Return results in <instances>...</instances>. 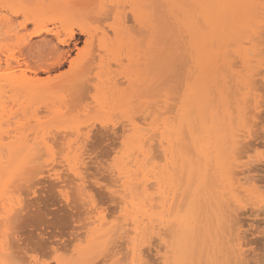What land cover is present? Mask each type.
Instances as JSON below:
<instances>
[{"label": "rangeland", "instance_id": "obj_1", "mask_svg": "<svg viewBox=\"0 0 264 264\" xmlns=\"http://www.w3.org/2000/svg\"><path fill=\"white\" fill-rule=\"evenodd\" d=\"M157 1L159 0H146L143 3V10L145 8L146 12L145 16L140 18L143 21L136 19L132 9L134 3H130L132 6H129L126 22L121 27H107L110 22L105 20L99 31L92 29L91 34L89 32L86 34L82 31H73L72 37L67 33L60 37V39L70 37V42L62 46L66 52L73 51L77 46L89 45L90 62L87 63L85 68L81 69V75L88 77V89L81 95L74 94L69 85L75 77L69 75L64 83L57 85V88H66L65 92H57L51 86L45 89L43 95L36 96L38 99H35L34 102L23 91L15 93L10 83L15 77L20 78L23 73L33 78L46 80V77L41 75L44 65L40 64L37 67L29 59V54L42 44L55 43L56 32L65 25H54L51 21L45 20L41 23H28L23 26L20 25V22L24 20L22 16H13L14 20L9 25L0 23V59L3 60V64L0 65V72L4 73L3 76H0V152L6 154L5 145L16 139V137L25 138L26 136L27 138L28 136L30 143H26L28 144L26 150H28V147L31 149L33 143L44 136L46 129L43 125H39L38 122L24 124L17 119L18 113L22 114L29 109L32 112H39L40 120L45 119L44 114L46 112L59 108L61 104L65 108L76 107L78 112L86 113L89 118L94 115L93 109L98 107L107 108L112 114L125 113L130 110L139 113L144 111L145 113H142L141 118L147 120L148 123L152 122L151 119H148L149 117L152 119L158 118L159 126L153 129L147 150L141 154L135 151L136 144L131 142L127 149L132 164L143 169L141 179L144 181V191L147 190V193L144 192V194L149 196L148 202L151 201L152 203H150L151 205L148 204L149 207L154 205L158 215L166 216L170 214V216L164 218L165 230H163L167 233L164 239L167 243L157 245V252L153 254L154 258L159 260L160 264H222L224 259L228 258V253L225 250L226 242H224L227 232L225 227H222V229L219 227L221 225L218 220H220L219 218L223 219V207L233 194L234 187L247 180V175L242 172L232 176L230 180H226L222 162L227 158L230 140L239 131L241 121L252 114L251 109L255 107L261 89L264 88V76L260 74L258 68L260 51L264 47V43H262L264 42V35L261 34L262 13L260 14L261 9L258 7L260 0L251 1L257 5L255 7L257 9L242 7L247 2L250 3L248 0H221V4L215 0H161L158 5ZM216 2L218 7H216ZM8 4L7 0H0V14L5 13ZM221 5H224L223 11ZM251 9H255L254 14H257L256 17H254ZM256 10L259 11L256 12ZM250 13L253 15H250ZM86 16L87 14H79L73 22H79L78 17L82 19ZM113 16L112 20L114 19ZM243 20H246V22L244 23ZM139 21L148 26L146 30L144 29L145 32L141 30ZM257 25H259V28ZM47 28H52L53 31L41 30ZM149 28H151L150 31H148ZM229 29L230 31H228ZM153 30L158 33L156 39H152ZM256 30H258L257 33L254 32ZM33 31L36 34L34 36L29 35ZM255 38H257V41ZM155 40L157 41L155 42ZM114 44L115 48L112 47ZM6 50L15 54L14 60L10 61L8 59L7 55L4 54ZM52 54L51 51L48 53V55ZM253 59H255L257 69L252 77L253 80L249 90V88L243 86L241 68L246 67ZM62 70L67 71V69ZM49 74L55 76V70ZM139 79L148 84L152 82V84L146 87H137L136 83L138 85L137 81ZM249 95L253 98L251 103L248 102L247 97ZM65 96L72 98L71 104L66 102ZM98 100L102 103L98 104ZM41 106L43 107L41 108ZM198 113L201 114L199 115L200 118ZM255 118L260 119L258 111L255 113ZM120 133H124L123 126L120 128ZM216 145L218 146L216 147ZM30 149L26 151L30 152L29 155L32 154ZM207 152L211 154L208 162L204 156ZM23 153L25 154V152ZM23 157L24 155L11 165L2 164L0 181L7 183L15 173L14 168L18 169L16 170L18 174L26 165L21 167ZM219 157H222L220 163L218 161ZM26 158H30V156H26ZM178 159L180 160L178 161ZM3 160L7 161L8 158ZM149 160L150 163H148ZM167 163L170 167H167ZM207 165L209 166L207 167ZM204 167L210 169H207L206 174H204L206 169L203 171ZM175 169L179 170L176 171ZM212 171L213 173H211ZM16 173L15 175H17ZM200 173H202V176ZM222 176H224V181H222ZM203 180L204 182L208 180L209 185L202 182ZM176 182L177 184H175ZM258 182L259 178L257 179ZM18 186L16 185V187ZM161 189L163 192H159ZM175 190L176 194H174ZM15 192H9V194L11 193L10 195L15 197L19 196L20 198L17 197V203L25 204V208L21 214L19 232L12 236L5 235L4 242L13 246H16L19 242L27 244L31 228L34 227L31 221L40 211L36 204H29L26 192L17 191V194ZM197 192L203 193L202 196L205 195V197H199L200 194ZM205 192L207 195L204 194ZM164 193L166 195L170 193V196L168 194L170 197L168 205L170 202L175 203L172 205L173 209L168 211L165 208L167 211L163 214V211H160L164 209L157 206L162 201L156 204L154 200L157 198L155 196L160 195L159 198H161ZM7 194L0 195L1 209L4 207L3 195ZM10 195L7 196L11 199ZM173 195H176L174 198L176 201L172 200ZM206 197L207 199H205ZM203 199L209 204L204 203ZM210 204L213 208L209 206ZM171 211L172 213H169ZM194 214L198 218L193 221L194 216L192 217V215ZM221 221L223 222V220ZM194 222L195 224H193ZM146 223L152 228L156 226V228L154 227L156 231H161L160 225L152 217ZM193 235H196L194 238H197V241L193 240ZM69 239L70 242H65L64 245L66 249L75 247L76 242L79 240L87 243V232L83 229L77 230L75 233L70 234ZM255 240L256 243L254 242L251 246L255 248V258L258 259L261 241L258 236L255 237ZM97 243H99V237L93 242V247ZM177 248L178 250H176ZM195 250H198L196 255L194 254ZM214 251L217 252V258L213 256L215 259L210 257L215 255ZM180 253H184V258L179 256ZM89 255L90 249L86 248L82 252H78L76 258L87 260ZM212 260H215L216 263Z\"/></svg>", "mask_w": 264, "mask_h": 264}, {"label": "snow or ice", "instance_id": "obj_2", "mask_svg": "<svg viewBox=\"0 0 264 264\" xmlns=\"http://www.w3.org/2000/svg\"><path fill=\"white\" fill-rule=\"evenodd\" d=\"M86 7L88 14L77 18L79 25L66 24L56 32L55 43L42 44L29 54L37 67L44 65L41 75L46 80L41 82L50 84L57 92L66 91L57 85L64 83L69 75L75 77L69 87L76 95L86 92L89 84L88 77L81 75V69L90 62L89 45L66 52L62 47L65 41L60 37L65 33L72 35L73 31L89 34L92 29L99 31L105 20L110 22L107 27H112V14L122 5L117 0L111 3L96 0ZM242 7L257 5L249 3ZM258 7L262 11L261 34L264 35V0H260ZM41 30L53 31L52 28ZM35 34V31L29 33ZM50 51L52 55H48ZM4 54L10 61L14 60L13 52L6 50ZM258 68L264 76V47ZM256 69L255 59L241 68L243 86L249 90ZM53 70L55 76L49 74ZM25 79L30 77L25 74ZM65 100L72 103L70 96H65ZM252 101L249 95L248 102ZM93 111L89 118L76 107L65 108L61 104L46 112L44 120L31 109L18 113L17 119L22 123L39 122L46 131L33 143L30 159L18 175L7 183L0 181V195L24 191L29 204H36L40 211L31 221L34 227L27 244L19 242L13 246L0 240V264H160L153 254L158 244L167 243L164 217L158 215L155 206L149 207L141 179L143 169L132 164L127 151L131 142L136 144L135 151L143 154L153 129L159 126V119L149 117L152 122L148 123L141 118L142 113L134 110L112 114L107 108L98 107ZM257 111L259 120L255 118ZM251 112L230 140L223 163L226 180L241 172L247 175V180L233 189L224 207L228 259L222 264H264V88ZM3 199L0 233L12 236L20 230L25 204L17 203L15 196L11 205L7 195ZM149 217L156 220L161 231L146 223ZM80 229L87 232V243L79 240L75 247L66 249L64 245L70 242V234ZM256 236L261 241L258 259L251 246ZM98 237L99 243L93 247ZM86 248L90 249L89 258L77 259L76 254Z\"/></svg>", "mask_w": 264, "mask_h": 264}, {"label": "bare ground", "instance_id": "obj_3", "mask_svg": "<svg viewBox=\"0 0 264 264\" xmlns=\"http://www.w3.org/2000/svg\"><path fill=\"white\" fill-rule=\"evenodd\" d=\"M8 2H9V4H8V7H7V9L5 10V13L4 14H0V23L1 24H3V25H9V24H11L12 22H13V20H14V17L13 16H16V17H18V16H22L23 18H24V20L22 21V22H20V25H27L28 23H41L42 21H45V20H47V21H51L52 22V24H54V25H57V24H59V25H66V24H70L71 22H73L74 20H75V18H76V16L77 15H79V14H88V9H87V7H86V5H89V4H92V3H94V2H96V0H7ZM132 1V0H131ZM131 1L130 0H117V3H119V4H121L122 5V7H120L116 12H114L112 15H114L113 16V20H112V27H117V26H119V27H121L125 22H126V17H127V13H128V9H129V6H132L131 4H133V6H132V9H133V12H134V14H135V16H136V19L137 20H140V18L141 17H143V16H145V8H144V10H143V3L146 1V0H134V1H132V3H131ZM148 1V0H147ZM154 1V0H153ZM159 1H161V0H159ZM159 1H157V5H158V2ZM185 1V0H184ZM188 1V0H187ZM214 1V0H213ZM215 1H217L219 4H221V2L222 1H224V0H215ZM221 1V2H220ZM241 1V0H240ZM243 1V0H242ZM247 1V0H246ZM248 1H250V3H252L254 0H248ZM252 1V2H251ZM105 2H108V3H111V0H105ZM152 2V1H151ZM151 2H150V4H151ZM163 2V1H162ZM216 2V3H217ZM245 2V1H244ZM243 2V3H244ZM131 3V4H130ZM154 3V2H153ZM152 3V4H153ZM159 3H161V2H159ZM185 3V2H184ZM207 3H209V2H207ZM218 3H217V6L216 7H218ZM229 3V2H228ZM246 3V2H245ZM244 3V4H245ZM223 4V3H222ZM247 4H248V2H247ZM253 4V3H252ZM156 5V6H157ZM163 5V4H162ZM162 5H159V6H162ZM185 5V4H184ZM209 5H211L210 3H209ZM206 6H208V5H206ZM205 6V7H206ZM228 6V5H227ZM144 7H145V5H144ZM187 7V6H186ZM192 7V6H191ZM224 7V5H221V9ZM230 7V6H229ZM228 7V8H229ZM148 8V7H147ZM153 8L155 9V7L153 6ZM160 8V7H159ZM187 8H189V7H187ZM194 8V7H193ZM150 9H151V6H150ZM149 9V10H150ZM199 9V8H198ZM206 9V8H205ZM212 9V8H211ZM216 9V8H215ZM220 9V8H219ZM249 9V8H248ZM247 9V10H248ZM255 9H257V8H255ZM254 9V10H255ZM161 10V9H160ZM195 10V9H194ZM254 10H252L251 9V11H253V14H254ZM144 11V12H143ZM189 11H191V10H189ZM222 11H223V9H222ZM259 10H256V12H258ZM187 12H188V10H187ZM186 12V13H187ZM205 12H207V11H205ZM211 12H212V10H211ZM260 12V14L262 13L261 12V10L259 11ZM148 13V12H147ZM234 13V12H233ZM243 13V12H242ZM188 14V13H187ZM230 14H232V13H230ZM253 14H251L250 13V15H253ZM259 14V15H260ZM148 15H149V13H148ZM256 13L254 14V17H256ZM189 16V15H188ZM194 16V15H193ZM193 16H192V18H193ZM209 16V15H208ZM207 16V17H208ZM216 16V15H215ZM247 16V15H246ZM148 17V16H147ZM146 17V18H147ZM251 17H253V16H251ZM253 17V18H254ZM205 18V17H204ZM217 18V17H216ZM249 18V17H248ZM208 19H210L209 17H208ZM256 19V18H255ZM259 19H260V17H259ZM258 19V20H259ZM154 20H156V19H154ZM205 20V19H204ZM248 20H251V19H248ZM140 21H143V20H140ZM138 22L139 24H140V26H141V30L142 31H144L145 32V30L147 29L146 27H148L147 25H144V23L143 22ZM197 21V20H196ZM213 21V20H212ZM244 21V20H243ZM252 21V20H251ZM255 21V20H254ZM246 22V20L244 21V23ZM248 22V21H247ZM250 22V21H249ZM78 25H79V22H76ZM148 23V22H147ZM252 23V22H251ZM109 24V23H108ZM149 24V23H148ZM205 24V23H204ZM151 25V24H150ZM241 27V26H240ZM257 27L259 28V25H257ZM152 28V27H151ZM151 28H149V30L148 31H150L151 30ZM145 29V30H144ZM228 31H230V29L228 30ZM83 33H88V31H82ZM209 32V31H208ZM254 32H258V30H256V31H254ZM252 34H253V32H251ZM141 34H143V33H141ZM152 39L154 38V39H156V38H158V33L156 32V30H153L152 31ZM73 36V34L70 36V37H72ZM235 36V35H234ZM70 37L68 38V39H63L64 41H65V44L64 45H67V42H70ZM151 38V37H150ZM251 39H253V38H251ZM257 38H255V40H256ZM157 40H155V42H156ZM257 41V40H256ZM152 42V41H151ZM242 43V42H241ZM255 43V42H254ZM221 45V44H220ZM254 46V45H253ZM113 48H115V44L112 46ZM239 47V46H238ZM225 49V48H224ZM252 49V48H251ZM260 49V48H259ZM249 50V49H248ZM253 51V50H252ZM256 51V50H255ZM238 53V52H237ZM247 53V52H246ZM249 54V53H248ZM248 54H247V56H248ZM251 54V53H250ZM249 54V55H250ZM240 55V54H239ZM244 55V54H243ZM254 55H256L255 53H254ZM259 55V54H258ZM259 57V56H258ZM257 57V58H258ZM217 60V59H216ZM246 62V61H245ZM248 62H250V61H248ZM9 64V63H8ZM140 64V63H139ZM217 71V70H216ZM25 74L26 73H23V75L20 77V78H18V77H15L13 80H12V82L10 83L11 84V87L13 88V90H14V92L15 93H18V92H21V91H23V93L25 92V94L26 95H28V96H30V98L31 99H33L32 100V102H34V100L36 99H38L36 96H38L39 97V95H43L44 94V92H45V89L46 88H48V87H51V85L50 84H45V83H42L41 81H44V80H41V79H39V78H33V77H30V76H28V77H30V79H25ZM233 76V75H232ZM216 80V79H215ZM253 80V79H252ZM144 80H141V79H139V81H137L138 82V85H137V83H136V86L137 87H146L147 85H150V84H152V82L150 83V84H148L147 82H143ZM215 82V81H214ZM216 83H217V81H216ZM44 88V89H43ZM43 89V90H42ZM140 89V88H139ZM193 90V89H192ZM213 92V91H212ZM248 92V91H247ZM208 94H209V92H208ZM251 95V94H250ZM208 97H209V95H207ZM34 97H36V98H34ZM41 97H43V96H41ZM40 97V98H41ZM39 98V99H40ZM248 98V97H247ZM35 100V101H36ZM211 102V101H210ZM154 104H155V102H154ZM157 104V103H156ZM153 106H155V105H153ZM158 106V105H157ZM236 106V105H235ZM150 108V107H149ZM51 109V108H50ZM54 109V108H53ZM146 111V110H145ZM212 111V110H211ZM140 112H142V110H140ZM148 113H149V111H147ZM142 113H145L144 111L142 112ZM148 113H146V114H148ZM145 114V117H146V119H147V115ZM150 114V113H149ZM149 114H148V116H149ZM151 115V114H150ZM195 115V114H194ZM199 115H201V114H199L198 113V117H199ZM144 117V118H145ZM200 118V117H199ZM213 118V117H212ZM222 121V120H221ZM182 122V121H181ZM183 123H185V122H183ZM193 123V122H192ZM221 123V122H220ZM38 124L39 125H42V124H40L39 122H38ZM161 124V123H160ZM201 125V124H200ZM182 126V125H181ZM214 126V125H213ZM215 127V126H214ZM211 130H212V128H211ZM180 131V130H179ZM38 132V131H37ZM183 132H185L184 130H183ZM176 133V132H175ZM177 134H179L178 132H177ZM205 134H207V133H205ZM211 134H212V132H211ZM25 135H27V134H25ZM223 135V134H222ZM194 136V135H193ZM21 137V136H20ZM18 138V137H16V139H13L12 141H10V142H8L6 145H5V149L7 150V152H6V154H4V153H2V152H0V169H1V167L3 166L2 164L4 163H7V164H12L15 160H17V159H19V157H22L23 155H24V157H23V164H22V166L21 167H23L25 164H27V162H28V160L30 159V158H26V156H31V155H29L28 153H30V152H26V151H28L29 149H30V147H28L27 149L28 150H26V145H28V144H30L29 143V139H28V136H27V138H26V136H25V138ZM30 137V136H29ZM184 137V136H183ZM181 138V137H180ZM179 138V139H180ZM28 140V141H27ZM167 140V139H166ZM227 140V139H226ZM218 141V140H217ZM227 141H229V140H227ZM226 141V142H227ZM184 143H185V141H183ZM216 142V141H215ZM26 143H28V144H26ZM173 143H175V141H173ZM183 143V144H184ZM174 145H176V143L174 144ZM191 145V144H190ZM179 146V145H178ZM218 145H216V147H217ZM175 147V146H174ZM180 147V146H179ZM32 149V148H31ZM31 149H30V151H31ZM196 149V148H195ZM0 150H1V148H0ZM216 150V149H215ZM23 152H25V154H27V155H25ZM1 153H2V155H1ZM196 154V153H195ZM177 155V154H176ZM175 155V156H176ZM210 155L211 154H209L208 152L207 153H205L204 154V156H205V160L208 162L209 160H210ZM4 156H5V158H4ZM198 156V155H197ZM222 156H223V154H222ZM227 156V155H226ZM195 157H196V155H195ZM7 158H8V160H7ZM193 158V157H192ZM197 158V157H196ZM216 158V157H215ZM224 158V157H223ZM3 159H5V160H7V161H4ZM145 159V158H144ZM3 160V161H2ZM180 159H178V161H179ZM197 160V159H196ZM211 160H214V159H211ZM217 160V159H216ZM216 160L214 161V164H215V162H216ZM222 160V157H219L218 158V161H219V163H220V161ZM145 161V160H144ZM205 161V162H206ZM2 162V163H1ZM197 162V161H196ZM211 162V161H210ZM213 162V161H212ZM141 163V162H140ZM143 163V162H142ZM178 163V162H177ZM183 163V162H182ZM222 163H224V162H222ZM145 164V163H144ZM203 164V163H202ZM208 164V163H207ZM143 165V164H142ZM179 165V164H178ZM205 165H206V163H205ZM204 165V166H205ZM210 165V164H209ZM209 165H207V167L209 166ZM213 165V164H212ZM169 166V164L167 163V167ZM214 166V165H213ZM19 168H21L20 166H18ZM170 167V166H169ZM179 168V167H178ZM182 168V167H181ZM195 168H196V165H195ZM203 168V167H202ZM170 169V168H169ZM206 169V171H204ZM207 169L208 170H210L209 168H206V167H204V169H203V171H204V174H206V172H208L207 171ZM16 170H18L17 168L15 169L14 168V172L16 173ZM176 170V169H175ZM179 170V169H178ZM178 170H176V171H178ZM194 170V169H193ZM202 170V169H201ZM200 170V171H201ZM224 170V169H223ZM181 171V170H180ZM182 171H183V169H182ZM199 171V172H200ZM18 172V171H17ZM151 172V171H150ZM187 172V171H186ZM15 173H13V176H15ZM19 173V172H18ZM174 173V172H173ZM172 173V174H173ZM183 173V172H182ZM194 173V172H193ZM211 173H213V171L211 172ZM17 174V173H16ZM171 174V175H172ZM203 174V175H204ZM18 175V174H17ZM180 175V174H179ZM200 175L202 176V173H200ZM177 176V175H176ZM200 176V177H201ZM210 176V175H209ZM172 177V176H171ZM224 176H222V178H223ZM202 178V177H201ZM204 178H205V176H204ZM222 180V179H221ZM225 179L223 178V180L222 181H224ZM230 180V179H229ZM233 180V179H232ZM178 181V180H177ZM236 181V180H235ZM235 181H233V182H235ZM193 182V181H192ZM202 182H204V180L202 181ZM206 183L208 182L209 183V181L207 180V181H205ZM204 182V183H205ZM216 182V181H215ZM207 183V184H208ZM214 183V182H213ZM229 183V182H228ZM236 183V182H235ZM175 184H177V182L175 183ZM201 184H203V183H201ZM226 184V183H225ZM18 185V184H17ZM147 185V184H146ZM209 185V184H208ZM212 185V184H211ZM236 185H237V183H236ZM152 186H154V185H152ZM172 186H174V185H172ZM179 186V185H178ZM202 186V185H201ZM19 187V186H18ZM204 187V186H203ZM227 187V186H226ZM237 187V186H236ZM236 187H234V188H236ZM152 188V187H151ZM160 188V187H159ZM162 188V187H161ZM173 188V187H172ZM180 188H182V187H180ZM191 188V187H190ZM150 189V188H149ZM155 189H157V188H155ZM180 190V189H179ZM230 190V189H229ZM157 191V190H156ZM187 191V190H186ZM190 191V190H189ZM145 192V191H144ZM159 192H163L162 191V189L159 191ZM176 192V190L174 191V194H176L175 193ZM191 192H192V190H191ZM204 192V191H203ZM215 192V191H214ZM145 193H147V190H146V192ZM166 193V192H165ZM164 193V195L161 197V198H159V196H155V197H157L155 200H154V202H156V204H157V202L158 203H160L161 201V203L160 204H157V206L160 208H162V209H164V210H161L160 212H162L163 214L164 213H166L165 211H170L171 209H173V207H172V205L175 203H173V202H170V204L168 205L167 203H168V201L170 200V193H168L169 194V196H168V194L166 195ZM189 193V192H188ZM197 193H199V192H197ZM7 194V193H6ZM11 194V193H10ZM9 194V192H8V196L10 195ZM15 194H17V191L15 192ZM160 194V193H159ZM190 194V193H189ZM200 194V193H199ZM203 194V193H202ZM202 194H200V196L199 197H201L202 196ZM204 194H206V192L204 193ZM216 194H217V192H216ZM219 194V193H218ZM146 195V194H145ZM152 195V194H151ZM157 195V194H156ZM179 195H180V193H179ZM182 195V194H181ZM198 195V194H197ZM207 195V194H206ZM13 196V195H12ZM12 196L10 195V197H11V199L9 198V204L11 205V202H12ZM22 196V195H21ZM148 196V195H147ZM146 196V197H147ZM174 196V195H173ZM176 196V195H175ZM175 196L174 197H172L173 199L172 200H175L174 198H175ZM184 196V195H183ZM193 196V195H192ZM204 197H205V195H203ZM202 196V197H203ZM228 196V195H227ZM17 197H19V196H17ZM185 197V196H184ZM214 197V196H213ZM20 198V197H19ZM19 198H18V200H19ZM147 198H149V196L147 197ZM159 198V200H157ZM217 198V197H216ZM150 199H151V196H150ZM162 199V200H161ZM201 199V198H200ZM205 199H207V197L205 198ZM205 199H203L204 200V203H207V201L205 200ZM211 199H212V197H211ZM1 200V199H0ZM4 200V199H3ZM149 200V199H148ZM183 200V199H182ZM176 201V200H175ZM206 201V202H205ZM153 202V203H154ZM180 202V201H179ZM186 202V201H185ZM219 202V201H218ZM21 203V202H20ZM23 203V202H22ZM150 203H151V201H150ZM149 202H148V204H150ZM211 203V202H210ZM152 204V203H151ZM150 204V205H151ZM207 204H209V203H207ZM207 204H205V205H207ZM212 204V203H211ZM209 205V206H212V205ZM149 205V206H150ZM191 205V204H190ZM204 205V204H203ZM152 206H154V205H152ZM209 206H207V207H209ZM181 207V206H180ZM215 207V206H214ZM224 207H225V205H224ZM223 207V208H224ZM156 208V207H155ZM167 210H166V209ZM200 208V207H199ZM198 208V209H199ZM211 208H213V206L211 207ZM222 208V209H223ZM1 209V208H0ZM208 209V208H207ZM201 210H202V207H201ZM206 210V209H205ZM218 210V209H217ZM204 211V210H203ZM169 213H172V211L171 212H169ZM168 213V214H169ZM198 213H199V211H198ZM196 214V213H195ZM195 214L194 215H192V217L194 216V219H193V221L194 220H197V218L198 217H196L195 216ZM202 214V213H201ZM199 215V214H198ZM220 215V214H219ZM167 217L168 216H170V214L169 215H166ZM166 216H164L163 215V217L164 218H166ZM202 217V216H201ZM204 217H205V215H204ZM210 217V216H209ZM216 217V216H215ZM189 218V217H188ZM196 218V219H195ZM219 218V217H218ZM153 219V218H152ZM184 219H186V218H184ZM214 219V218H213ZM220 220H218V219H216V220H218V221H220V225L221 226H219V227H221V229H222V227L224 228L225 226L223 225L224 223L221 221V220H223L222 218H219ZM149 220H150V217H149ZM200 220V219H199ZM208 220V219H207ZM191 221H192V219H191ZM188 222H190L189 220H188ZM188 222H186V223H188ZM195 222H198V221H195ZM195 222L193 223V224H195ZM147 223H149V222H147ZM182 223H183V221H182ZM185 223V224H186ZM209 223V222H208ZM223 223V224H222ZM153 224V223H152ZM155 224V223H154ZM174 224V223H173ZM190 224V223H189ZM192 224V223H191ZM190 224V225H191ZM158 225V224H157ZM175 225V224H174ZM184 225V224H183ZM154 226V225H153ZM170 226H171V224H170ZM169 225H168V227H170ZM186 226V225H185ZM155 228H156V226H154ZM153 227V228H154ZM181 227V226H180ZM193 228H194V226H192ZM167 228V227H166ZM171 228H172V226H171ZM189 228V227H188ZM193 228H191V229H193ZM185 229H187V228H185ZM190 229V230H191ZM220 229V228H219ZM165 230V229H164ZM167 230V229H166ZM212 230V229H211ZM183 231V230H182ZM189 232V231H188ZM221 232H222V230H221ZM180 233V232H179ZM185 234V233H184ZM187 234V233H186ZM210 234V233H209ZM189 236V235H188ZM187 236V237H188ZM194 236L196 237V235H193V240L195 239L196 241H197V238H194ZM168 237V236H167ZM186 237V238H187ZM207 237V236H206ZM208 237H211V236H208ZM216 237V236H215ZM217 238V237H216ZM6 239V237H5V235L4 234H1L0 235V240H5ZM212 239V238H211ZM210 239V240H211ZM222 239V238H221ZM224 242H226V246H225V250H226V253H228V243H227V241H228V233H227V235H225V237H224ZM168 240V239H167ZM188 240V239H187ZM217 240V239H216ZM190 241V240H189ZM189 241H188V243H189ZM195 241V242H196ZM208 241V240H207ZM256 241V240H255ZM259 241V240H258ZM206 242V241H205ZM210 242V241H209ZM214 242V241H213ZM211 243V242H210ZM256 243V242H255ZM179 244H180V242H179ZM183 244V243H182ZM191 244V243H190ZM192 244H194V243H192ZM197 244V243H196ZM189 245V244H188ZM187 245V246H188ZM184 246H185V244H184ZM193 247V246H192ZM223 247V246H222ZM179 248V247H178ZM178 248L176 249V250H178ZM181 248V247H180ZM179 248V249H180ZM184 248V247H183ZM207 248V247H206ZM205 248V249H206ZM215 248V247H214ZM220 248V247H219ZM188 249V248H187ZM186 249V250H187ZM199 249V248H198ZM216 249V248H215ZM223 249V250H224ZM221 250V249H220ZM192 251V250H191ZM196 251L198 252V250H195V252H194V254L196 255ZM216 251V250H215ZM214 251V252H215ZM225 253V252H224ZM184 254V253H183ZM183 254L182 253H180V255L179 256H181L182 258H184L183 257ZM198 254V253H197ZM257 254V253H256ZM188 255V254H187ZM208 255V254H207ZM211 255V254H210ZM219 255V254H218ZM215 257V258H217V252H215V255H212V256H210V257ZM223 255H221V257H222ZM225 257H226V254L224 255ZM224 256H223V258H224ZM86 257V256H85ZM194 257V256H193ZM209 257V256H208ZM213 257V259H215ZM78 258V257H77ZM202 258V257H201ZM200 258V259H201ZM85 259V258H84ZM194 259V258H193ZM192 259V261H194ZM228 259V258H227ZM86 260V259H85ZM219 260V259H218ZM218 260H217V262H218ZM225 260V259H224ZM185 261V260H184ZM211 261V260H210ZM213 261V260H212ZM213 262H215V260L213 261ZM222 262V261H221ZM190 263H192V262H190ZM216 263V262H215ZM193 264V263H192ZM211 264H213V263H211ZM218 264V263H217Z\"/></svg>", "mask_w": 264, "mask_h": 264}]
</instances>
